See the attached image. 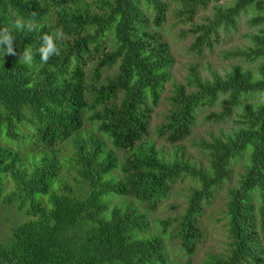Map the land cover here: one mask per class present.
I'll return each mask as SVG.
<instances>
[{
	"label": "trees",
	"instance_id": "1",
	"mask_svg": "<svg viewBox=\"0 0 264 264\" xmlns=\"http://www.w3.org/2000/svg\"><path fill=\"white\" fill-rule=\"evenodd\" d=\"M175 1L177 18L194 36L189 50L199 55L222 33L237 31L241 15L249 13L247 25L255 29L244 35L249 45L225 53L249 67L234 64L210 78L192 67L186 83L174 86L156 130L174 146L169 155L145 141L174 63L158 30L166 20L163 0H0V216L14 207L26 218L0 241V264H167L163 234L151 231L142 209L155 210L186 176L198 187L177 237L191 256L203 236L204 206L247 151L227 205L230 241L212 264H264V0ZM210 5L212 12L195 22ZM46 34L54 51L44 63ZM254 95L260 102L243 103ZM222 96V109L205 119L222 122L240 109L239 127L202 141L208 165L197 167L176 145L190 135L197 110ZM87 123L101 137L87 132ZM69 142L76 149L70 168L84 193H72L63 181L60 192L54 189L59 148ZM107 143L127 156L120 161Z\"/></svg>",
	"mask_w": 264,
	"mask_h": 264
},
{
	"label": "rangeland",
	"instance_id": "2",
	"mask_svg": "<svg viewBox=\"0 0 264 264\" xmlns=\"http://www.w3.org/2000/svg\"><path fill=\"white\" fill-rule=\"evenodd\" d=\"M163 1L167 4L165 12L166 20L158 30L170 47L174 63L169 71L170 80L165 85L160 102L152 114L149 125V135L145 138V141L154 142L157 149L163 150L169 155H173L174 146L167 143L163 138L158 137L156 130L164 123L165 115L171 107L169 99L173 94L174 86L186 83L189 68L192 67H196V71L203 78H210L212 72L223 75L229 71L234 64L249 67L247 63H243L241 60L226 58L225 53L249 45V40L245 38L244 35L250 33L255 28H250L249 25H247V20L250 18L249 13L241 15L238 21L237 31L222 33L219 44L215 45L212 49L204 48L199 55L189 50L194 36L187 32L190 29V24L183 23L181 19L177 18V2L175 0ZM232 1L233 0H220L219 4L229 5ZM211 12L212 7L210 5L207 9L200 11L194 21L201 22V17L209 15ZM184 33L185 35L183 36ZM114 71L115 68H111L108 74H112ZM225 98L224 96L220 97L212 107L199 108L190 135L176 145L180 146L185 156L190 159L191 163L196 164L197 167L199 165H208L205 152L200 146L202 141H209L212 136L218 137L220 135L229 134L239 127V117L237 114L241 112L240 109H236L229 119L222 122L207 121L205 119L210 113L219 112L222 109V101ZM242 101L243 103L256 104L260 102V97H258V95L244 96L242 97ZM19 128L20 126L18 130ZM21 130L23 134L30 133L26 125L23 126ZM85 130L96 137H101L91 123L85 125ZM106 146L113 149L109 143H107ZM23 148L24 147H22V149ZM113 151L120 161L127 156V153L124 151L117 149H113ZM75 152L76 149L73 142L64 143L59 148L62 169L59 176L60 183L54 185L56 192H60V187L62 185L61 181L65 182V184L72 189V193L74 194L85 192V185L77 181L76 176L70 168L72 160L75 157ZM247 156L248 151L231 164L232 173L230 179L222 184L211 203L204 206L203 214L200 218V227L203 236L198 242L195 252L191 256H188L180 245V239L177 237V225L180 217L187 208L189 195L194 188L198 187L195 180L189 176L177 179L171 186L168 197L163 199L156 206L155 210L145 211L142 209L151 224V231L155 234H163L167 253V264H212L213 256H218L226 251L230 241L227 217V205L230 200V191L237 186L241 175L244 173ZM12 186L13 185L9 183L7 187L11 189ZM113 201L116 202L115 200ZM25 219V216L16 211L14 207L8 209L4 213L2 212L0 216V241H4L9 236L11 228L21 224Z\"/></svg>",
	"mask_w": 264,
	"mask_h": 264
},
{
	"label": "clouds",
	"instance_id": "3",
	"mask_svg": "<svg viewBox=\"0 0 264 264\" xmlns=\"http://www.w3.org/2000/svg\"><path fill=\"white\" fill-rule=\"evenodd\" d=\"M23 24H24V22L21 20V19H17L16 21H15V26L17 27V28H23ZM4 30V32H6V33H10L9 32V30L7 29V28H5V29H3ZM62 34V33H61ZM42 39H44L46 42H47V48L45 49V48H41V52H42V61L44 62V63H46L47 61H48V58H49V55H50V53H52L53 51H54V44H53V41L50 39V36L49 35H44L43 36V38ZM6 40H11V41H13V37H12V35H10V36H8V37H6ZM9 53H11L12 55H15V53L14 52H11V49H9L8 50V52H7V54H9ZM25 55H27V53H25ZM57 55H59V53H57Z\"/></svg>",
	"mask_w": 264,
	"mask_h": 264
}]
</instances>
